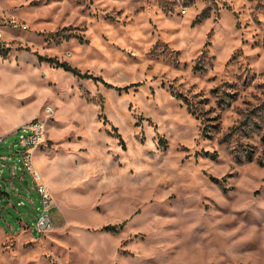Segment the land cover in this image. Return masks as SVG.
I'll list each match as a JSON object with an SVG mask.
<instances>
[{
    "label": "rangeland",
    "instance_id": "374dc122",
    "mask_svg": "<svg viewBox=\"0 0 264 264\" xmlns=\"http://www.w3.org/2000/svg\"><path fill=\"white\" fill-rule=\"evenodd\" d=\"M0 35L53 202L32 238L35 183L2 210L0 264H264V0H0Z\"/></svg>",
    "mask_w": 264,
    "mask_h": 264
},
{
    "label": "built area",
    "instance_id": "2783aa9c",
    "mask_svg": "<svg viewBox=\"0 0 264 264\" xmlns=\"http://www.w3.org/2000/svg\"><path fill=\"white\" fill-rule=\"evenodd\" d=\"M12 133L18 134L17 141L9 145L7 144L9 148L13 149V155L8 157L0 156V173H2V168L4 167L3 161L8 160L9 163L7 164L12 173L19 170L30 175L32 182L35 183L36 191L39 194L40 203L36 208L35 220L31 226V230L37 234H42L52 228L49 210L53 206V202L33 162V153L45 142L46 124L42 119L34 118V120L22 124L9 133L0 135V146L6 144L7 137ZM1 189L0 186V191ZM11 190L14 189L8 185L3 187L5 193ZM18 204L22 205L23 202L19 201Z\"/></svg>",
    "mask_w": 264,
    "mask_h": 264
},
{
    "label": "crops",
    "instance_id": "0c3cea01",
    "mask_svg": "<svg viewBox=\"0 0 264 264\" xmlns=\"http://www.w3.org/2000/svg\"><path fill=\"white\" fill-rule=\"evenodd\" d=\"M27 122H25V123H27ZM21 125L22 124H20L19 126H21ZM19 126L11 127L7 130H4L3 132L0 133V135L5 134V133H9L10 131L18 128ZM12 155H13V149L9 148L8 145H6V147H2V146L0 147V156L8 157V156H12ZM3 163H4V167L2 168L3 169V172H2L3 177H0V186L2 188L0 191V216L2 214L3 209H8L9 207H13L14 205H16V203L21 201V199L23 197H25L28 200H32L30 198L31 193H29L31 191L30 186L32 185V180H31L30 176L27 177V173H23L22 171H19V170H16L14 173H12L10 170V167L7 164V163H9L8 160L3 161ZM45 180L47 182H50L47 178H45ZM6 185L10 186L14 190H11L8 193H5L3 191V187ZM51 187L53 188V186H51ZM48 188H50V187L48 186ZM47 190H49V189H47ZM36 208H35V210H36ZM20 225L23 228V230H20L19 232H14V233L20 234V233H23L25 231H28L30 237L32 238L31 234L33 233V231L31 230V228H29V227L25 228V225L22 223H20ZM5 232L6 231L0 227V233H5ZM6 233H8L9 235H12L10 232H6Z\"/></svg>",
    "mask_w": 264,
    "mask_h": 264
},
{
    "label": "trees",
    "instance_id": "16d2710c",
    "mask_svg": "<svg viewBox=\"0 0 264 264\" xmlns=\"http://www.w3.org/2000/svg\"><path fill=\"white\" fill-rule=\"evenodd\" d=\"M201 17H207L206 15V11H203V13L200 15ZM196 22V19L194 21V23ZM37 60L39 62H46L47 64L51 65L54 68H61L63 69L65 72L71 73L73 76H77L80 78H89V75L87 74H81L77 69L70 67L66 62H60L55 58H48V57H44V56H39L37 55ZM128 88V87H125ZM188 112L193 114L192 111H190L189 108H187ZM208 131V127H204L202 129V136L207 137V133L206 131ZM216 157V152H213V154L211 155V158H215ZM246 161H251L252 160V156L250 155V153H246ZM237 162H240V160H236ZM215 181V180H214ZM102 231L105 232H111V233H115L117 231L116 227L114 225H106L104 227L101 228Z\"/></svg>",
    "mask_w": 264,
    "mask_h": 264
}]
</instances>
